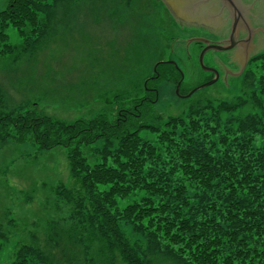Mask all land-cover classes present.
I'll return each mask as SVG.
<instances>
[{
  "label": "trees",
  "instance_id": "trees-1",
  "mask_svg": "<svg viewBox=\"0 0 264 264\" xmlns=\"http://www.w3.org/2000/svg\"><path fill=\"white\" fill-rule=\"evenodd\" d=\"M48 1L8 0L0 8V55L18 48L10 43V27L25 50L47 34ZM250 66L249 91L235 100L200 99L159 125L148 122L153 115L161 120L151 108L157 84L166 78L177 85L182 78L170 62L159 63L160 75L149 76L144 94L114 120L8 114L0 117V140L67 148L77 182L57 188L73 208L67 235L87 256L100 248L102 264H152L157 254L179 264H264V51ZM98 142L86 156L82 148ZM77 259L64 264H85ZM49 262L41 248L23 245L12 264Z\"/></svg>",
  "mask_w": 264,
  "mask_h": 264
},
{
  "label": "rangeland",
  "instance_id": "rangeland-1",
  "mask_svg": "<svg viewBox=\"0 0 264 264\" xmlns=\"http://www.w3.org/2000/svg\"><path fill=\"white\" fill-rule=\"evenodd\" d=\"M48 2V14L43 16L47 34L29 50L23 48L24 39L17 29H7L10 43L18 48L13 54L0 55V117L32 112L69 123L100 114L114 120L121 110L131 106L134 97L144 94L147 78L164 60L176 62L183 73L182 95L207 80L208 74L200 65L201 47L196 42L185 44L168 37H192L198 32L153 34L171 29L166 10L157 0ZM7 3L0 0V8ZM214 54L206 53L207 66L212 64ZM252 68L257 72L255 65ZM231 69L234 73L227 81L199 89L188 97L179 96L177 85L162 79L157 84V102L151 106L161 120L153 115L148 122L159 125L171 116L185 115L200 99L235 100L243 91H249L246 71L241 73L235 66ZM155 73L160 75L159 71ZM141 134L153 136L147 130ZM98 145L100 142L82 149L88 156V150ZM59 185L77 186L67 148L40 149L30 139L0 140V230L6 236L0 235V264H12L23 245L41 248L49 264H64L75 254L80 263L104 262L106 255L100 248L87 256L82 246L67 235L73 208L60 199ZM152 260V264H179L163 254Z\"/></svg>",
  "mask_w": 264,
  "mask_h": 264
},
{
  "label": "flooded vegetation",
  "instance_id": "flooded-vegetation-1",
  "mask_svg": "<svg viewBox=\"0 0 264 264\" xmlns=\"http://www.w3.org/2000/svg\"><path fill=\"white\" fill-rule=\"evenodd\" d=\"M157 1L165 8V16L169 17L171 29L168 32H154L153 34L198 32L199 34L192 37L180 35H168V37L185 44H191L189 43L190 39L199 37L208 39L211 43H221L225 46L235 44L234 47L226 51L212 50L215 54L210 67L217 69L219 72L217 82L227 81L234 73L231 69L234 66L236 70H241L246 65L244 70L246 71L250 67L253 58L264 51V0ZM194 42L202 50L206 47L203 42ZM171 61L164 60V62L173 64ZM205 72L208 74L205 83L213 80L216 76L213 71L205 70ZM154 74L151 77L158 76L155 71ZM188 93L181 95L185 97Z\"/></svg>",
  "mask_w": 264,
  "mask_h": 264
},
{
  "label": "water",
  "instance_id": "water-1",
  "mask_svg": "<svg viewBox=\"0 0 264 264\" xmlns=\"http://www.w3.org/2000/svg\"><path fill=\"white\" fill-rule=\"evenodd\" d=\"M194 41H200V42H203V43L206 44V47L202 50L201 55H200V64H201V67H202L204 70H208V71L210 70V71L215 72L216 76H215V78H214L213 80H211V81H209V82H207V83H204V84L198 86V88H195V89L191 90V91L188 93V95H186L185 97L191 96V95H192L194 92H196L197 90L202 89V88L207 87V86H210V85L216 83V82L219 80V72H218V70L215 69V68H212V67H210V66H207V65L205 64L204 58H205L206 53H207L208 51H212V50H214V51H226V50H229V49H231L232 47L235 46L234 43H232L230 46H225V45H223V44H221V43H211L208 39L200 38V37H199V38H193V39H190V40H189V43H192V42H194ZM171 62H172V63H173L178 69H179V67H178V65H177L176 62H174V61H171ZM157 66H158V65H156V67H155V72H158V70H157ZM245 67H246V65H244V66L241 68V70H240L241 73L245 70ZM181 74H182V78H183V73L181 72ZM158 75H159V73H158ZM181 83H182V82H181V80H180V81L178 82V84H177V87H176V92H177V94H178L179 96H182L181 93H180Z\"/></svg>",
  "mask_w": 264,
  "mask_h": 264
}]
</instances>
